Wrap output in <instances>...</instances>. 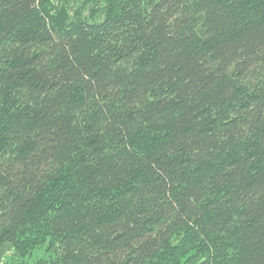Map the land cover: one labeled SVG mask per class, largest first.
Wrapping results in <instances>:
<instances>
[{
  "label": "trees",
  "instance_id": "16d2710c",
  "mask_svg": "<svg viewBox=\"0 0 264 264\" xmlns=\"http://www.w3.org/2000/svg\"><path fill=\"white\" fill-rule=\"evenodd\" d=\"M0 264H264V0H0Z\"/></svg>",
  "mask_w": 264,
  "mask_h": 264
}]
</instances>
